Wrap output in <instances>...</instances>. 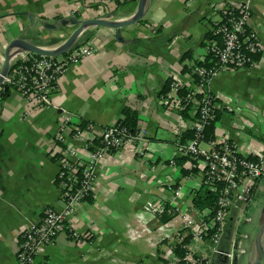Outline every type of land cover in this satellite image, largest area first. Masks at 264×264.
<instances>
[{"label":"crops","instance_id":"crops-1","mask_svg":"<svg viewBox=\"0 0 264 264\" xmlns=\"http://www.w3.org/2000/svg\"><path fill=\"white\" fill-rule=\"evenodd\" d=\"M138 1L0 0V20L8 18L0 26V70L14 39L55 49L76 29L62 26V19L124 21L136 13ZM226 1L237 0H148L137 23L119 31L85 28L77 45H90L95 52L68 68L51 107L0 88V264H19L24 230L40 221L47 207H65L57 181L65 146L56 138L64 112L72 115V125L84 124L86 136L94 138L119 122L126 107L138 112L144 143L116 151L97 165L94 189L71 221L90 236L76 242L61 234L34 264H160L159 258L165 259L186 230L179 216L166 214L170 220L162 222L164 215L149 206H168L171 188L182 187L178 204L189 209L204 174L192 171L187 156L176 153L177 137L194 121L167 105L161 91L169 79L186 81L184 68L206 59L207 35L220 19L214 9ZM250 6L251 25L264 42V0H250ZM253 59L252 67L219 72L210 82L220 111L216 137H226L250 158L264 153V49ZM201 148L209 150V143ZM82 156L87 157L85 151ZM245 184L253 194L230 208L222 245L234 250L236 264H264V180ZM190 246L211 264H225L212 255L207 241L191 240Z\"/></svg>","mask_w":264,"mask_h":264},{"label":"built area","instance_id":"built-area-1","mask_svg":"<svg viewBox=\"0 0 264 264\" xmlns=\"http://www.w3.org/2000/svg\"><path fill=\"white\" fill-rule=\"evenodd\" d=\"M214 10L220 14V19L214 26L217 37L209 40L206 46L213 64L209 67L190 66L191 71L186 74L187 80H173L163 98L167 105L178 111L190 107L191 113L198 115L193 122L195 137L186 142L177 137L176 153L189 157V168L201 171L206 177V183L210 186L221 183V188L217 208L213 212L210 208L200 209L195 205L187 210L179 207L182 187L171 188L173 197L168 206H149L158 216H179L186 230L185 235H178L177 244L172 245L170 253L165 255L166 264H211L207 257L197 255L190 244L183 245L186 250L184 256L176 253L177 245L188 237L193 241H207L212 255L223 258L225 264H235L234 250H228L222 245L230 208L238 200H250L253 189L245 184L247 180H264V153L250 158L242 155L238 146L226 137L215 135L209 141L203 139V129L214 121L215 111L219 109L217 98L210 90L213 77L230 69L252 67L255 63L253 55L264 49L263 40L251 25L253 11L250 0L226 1ZM94 52L95 49L90 45H77L59 56H42L21 51L13 54L5 83L30 103L38 107H51L60 78L71 65L79 63ZM182 90L188 93L182 94ZM87 128L91 129L92 126ZM86 130L72 125V115L64 112L56 138L65 146L57 175L65 207L63 210L47 207L41 220L24 230L17 252L19 264H34L61 234L76 242L89 237V233L78 231L71 221L94 189L97 165L116 151L142 146L144 143L145 132L138 129L133 134L120 121L103 128L94 138H88ZM203 142L209 143V150L201 148ZM82 151H85L87 157L82 156ZM140 153L145 155L146 151L140 148Z\"/></svg>","mask_w":264,"mask_h":264},{"label":"trees","instance_id":"trees-1","mask_svg":"<svg viewBox=\"0 0 264 264\" xmlns=\"http://www.w3.org/2000/svg\"><path fill=\"white\" fill-rule=\"evenodd\" d=\"M207 37L210 38V40L215 39L217 37L214 29L208 33ZM255 58L258 59L259 55L255 56ZM212 64H213L212 56L208 55L204 61H200L196 65H203V66L209 67ZM184 71L190 72L191 67L186 66L184 68ZM173 80H174L173 78L169 79L165 87L162 89L161 94H163V96L169 91L170 84L172 83ZM181 93L186 94L188 92L186 90H182ZM190 110H191L190 107H188L187 109L181 111V113L185 118L195 121L198 118V115L197 114L192 115ZM219 112H220L219 109H216L215 111L216 116H215L214 121L206 125L205 128L203 129V134H204L203 139L205 141L211 140L216 135V123L220 117ZM119 121L122 122L124 125H126L133 134L138 132L139 114L135 109H132L131 107L124 108L122 111V116ZM81 127H84V124H81ZM194 137H195V129L194 127H190L186 132H184V134H182L181 140L182 142H186L188 140L193 139ZM187 158L189 159V157ZM185 160H186L185 157H181L179 158V163L183 164ZM192 171H195V169ZM183 172L186 174L190 173V171L187 169H183ZM203 177H204L203 183L201 187L197 189L196 191V196L194 198V205L195 207L200 208V209L210 208L213 212V210L217 208V197L219 194V189L221 188V183H217L215 186L214 185L210 186L208 183H206L205 175ZM87 198H89V196ZM169 220H170L169 216L164 215L161 217L162 222H168ZM190 242H191V239H189V237L184 239L181 244L177 245L176 253L179 254L180 256H184L186 253V250L183 249V245H189ZM159 260L161 262L160 264L167 263V261L162 257H160Z\"/></svg>","mask_w":264,"mask_h":264},{"label":"water","instance_id":"water-1","mask_svg":"<svg viewBox=\"0 0 264 264\" xmlns=\"http://www.w3.org/2000/svg\"><path fill=\"white\" fill-rule=\"evenodd\" d=\"M147 4L148 0H139L136 13L130 19L124 21L105 19L102 17L84 19L75 16L62 19L60 21V24L62 26H67L71 24L72 26H75L76 29L63 44H61L55 49H47L38 46L32 41L23 38L14 39L6 48L5 59L0 70V88H3L2 92L4 93L9 91V85L5 83V78L8 76L10 71L11 58L14 54V49H18L19 51H28L42 56H59L65 54L70 49L77 46L78 37L83 33L85 28L89 26H105L110 28H116L119 31L122 27L132 25L143 19L146 13ZM45 26L51 29L58 28V24L45 23Z\"/></svg>","mask_w":264,"mask_h":264},{"label":"rangeland","instance_id":"rangeland-1","mask_svg":"<svg viewBox=\"0 0 264 264\" xmlns=\"http://www.w3.org/2000/svg\"><path fill=\"white\" fill-rule=\"evenodd\" d=\"M8 18H4L3 20H0L1 22H0V26L1 25H4V22L7 20ZM55 24H57V23H55ZM1 60H3V59H1ZM1 62V61H0ZM11 90H13V91H15V89L13 88V87H11ZM188 121L190 122L191 120H189L188 119Z\"/></svg>","mask_w":264,"mask_h":264},{"label":"bare ground","instance_id":"bare-ground-1","mask_svg":"<svg viewBox=\"0 0 264 264\" xmlns=\"http://www.w3.org/2000/svg\"><path fill=\"white\" fill-rule=\"evenodd\" d=\"M257 254V253H256Z\"/></svg>","mask_w":264,"mask_h":264}]
</instances>
